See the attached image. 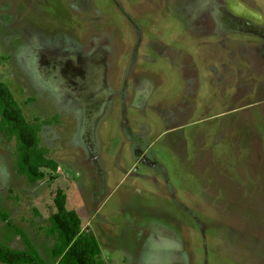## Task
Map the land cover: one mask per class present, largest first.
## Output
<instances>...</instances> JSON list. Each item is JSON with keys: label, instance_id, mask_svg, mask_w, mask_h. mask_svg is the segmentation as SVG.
I'll use <instances>...</instances> for the list:
<instances>
[{"label": "rangeland", "instance_id": "1", "mask_svg": "<svg viewBox=\"0 0 264 264\" xmlns=\"http://www.w3.org/2000/svg\"><path fill=\"white\" fill-rule=\"evenodd\" d=\"M0 81L59 166L0 131L3 245L62 188L101 264H264V0H0Z\"/></svg>", "mask_w": 264, "mask_h": 264}, {"label": "trees", "instance_id": "2", "mask_svg": "<svg viewBox=\"0 0 264 264\" xmlns=\"http://www.w3.org/2000/svg\"><path fill=\"white\" fill-rule=\"evenodd\" d=\"M42 125L26 119L10 88L0 81V131L8 138L15 137L17 171L33 184L46 179L48 173L56 172L59 167L47 157L48 149L40 145ZM54 208L46 232L56 242L48 257H43L29 241L25 250L12 249L0 242L2 264H101L98 240L83 230L78 212L67 208V194L62 188L55 192ZM0 219L9 228L13 227L7 212L0 210Z\"/></svg>", "mask_w": 264, "mask_h": 264}]
</instances>
